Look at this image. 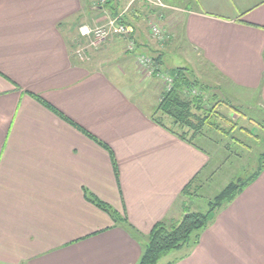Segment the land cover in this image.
Returning <instances> with one entry per match:
<instances>
[{
	"label": "crops",
	"instance_id": "0c3cea01",
	"mask_svg": "<svg viewBox=\"0 0 264 264\" xmlns=\"http://www.w3.org/2000/svg\"><path fill=\"white\" fill-rule=\"evenodd\" d=\"M162 1L155 12L183 16L186 44L264 106V0ZM115 4L120 14L146 9ZM93 10L97 21L107 13ZM88 12V0H0V264H137L153 227L182 214L183 191L209 165L205 150L152 119L134 73L73 56V27ZM134 29L129 55L159 48ZM165 258L264 264V168L198 243L157 264Z\"/></svg>",
	"mask_w": 264,
	"mask_h": 264
},
{
	"label": "rangeland",
	"instance_id": "374dc122",
	"mask_svg": "<svg viewBox=\"0 0 264 264\" xmlns=\"http://www.w3.org/2000/svg\"><path fill=\"white\" fill-rule=\"evenodd\" d=\"M107 1L88 0L87 19L78 20V23H75L73 36H75L74 44L76 45L72 53L77 60L88 62L94 69L102 66L110 68L115 65L127 70L132 75L134 73V79L128 81L131 82V87L139 103L149 112L153 109L152 114H156V117L171 129L180 133L188 132L187 138L189 139L192 136L190 129L173 123L169 116L156 112V106L162 92L169 89L172 84L173 73L171 71L173 69L186 67L188 76L197 80L199 85L208 87L204 101L208 104V109L214 111L216 123L223 127V131L205 126L206 130L204 129V131L210 132L208 136L201 134L194 139L196 146L210 155L209 165L189 185L192 195L182 194L178 203V210L182 214L175 213L176 217H170L166 222L168 224L178 222L183 217L185 207H189L191 211L206 212L208 201L214 199L233 177H244L246 173L255 172L259 164V157L264 154V106L260 102L259 95L226 83L224 78L205 63L201 54L189 47L184 40L183 16L162 15L155 12L156 8L166 7L162 0H138V4L145 5L146 9L130 5L129 9L123 12L124 14H120V9H118V15L125 17L130 25L150 31L153 41L159 48L157 47L158 49L153 53L145 55L153 58L163 54V63L159 67L161 73H158L160 75L149 73L139 64L138 58L144 53L128 54L135 49L129 50L128 41L123 42L127 40L126 38L109 37L99 43L86 40L80 33L82 25L104 26L108 19L113 17L107 8L110 5L107 4ZM99 5L105 7L107 13L104 14L102 20L97 21L95 17L98 12L93 10V7ZM114 6H116L115 0ZM132 9H135L134 16ZM154 26L160 29V35L154 33ZM196 89L199 92V88ZM205 112L202 110L197 113L204 116ZM224 130L226 131L224 132ZM168 258L163 259L160 264L166 262Z\"/></svg>",
	"mask_w": 264,
	"mask_h": 264
},
{
	"label": "trees",
	"instance_id": "16d2710c",
	"mask_svg": "<svg viewBox=\"0 0 264 264\" xmlns=\"http://www.w3.org/2000/svg\"><path fill=\"white\" fill-rule=\"evenodd\" d=\"M107 4H110L107 8L111 11V15L113 17L118 16L119 12L116 6H114V0H108ZM121 20L125 24H130L125 17L121 18ZM132 39L135 40L134 34ZM152 60L154 67L153 74L157 75L161 69H159L162 63L160 61L161 56L153 57ZM186 70H188L186 67H179L171 71L173 73L172 84L169 89H165L162 92L156 106V112L167 115L172 119L173 123L190 129L192 136L189 139L187 138L188 132L180 133L170 128L175 134L196 146L194 139L201 134L208 136L210 133L209 131H204L205 126L221 131H223V127L216 123V118L213 114L214 111L209 110L208 104L204 101L208 87L202 84L200 86L197 80L188 76ZM196 88H199V92H197ZM38 98L41 99V97ZM202 110L204 112L206 111L204 116H200L197 113ZM152 119L166 127V124L158 119L156 114H152ZM258 163L256 171L252 174L246 173L244 177H236L237 179L233 177L232 179L236 180L231 179L214 199L208 201V210L206 212L202 210L191 211L189 207H185L183 217L178 222L168 224L166 221H163L157 223L148 234V240L137 264H157L161 258L171 252L190 244L194 245L198 243L201 232L208 226L212 217L227 202L237 197L243 187L247 183L252 182L264 168V154L259 157ZM189 185L183 191L185 195H192ZM89 200L107 212L110 211V207L106 203L91 194L89 195ZM111 214L115 216L116 212H112Z\"/></svg>",
	"mask_w": 264,
	"mask_h": 264
},
{
	"label": "built area",
	"instance_id": "2783aa9c",
	"mask_svg": "<svg viewBox=\"0 0 264 264\" xmlns=\"http://www.w3.org/2000/svg\"><path fill=\"white\" fill-rule=\"evenodd\" d=\"M156 1V0H155ZM160 1V0H159ZM158 3V2H157ZM122 15L111 17L108 19L104 26L92 27L88 24H84L80 27V33L83 38L90 40L93 43H99L107 38L121 36L126 38L129 45V50L135 49V41L132 36L135 32L134 27L130 24L122 22ZM153 31L156 35H160V29L156 26L153 27ZM139 64L149 73L153 74V60L147 55H140L138 58Z\"/></svg>",
	"mask_w": 264,
	"mask_h": 264
}]
</instances>
